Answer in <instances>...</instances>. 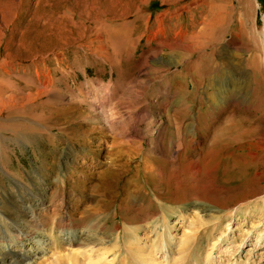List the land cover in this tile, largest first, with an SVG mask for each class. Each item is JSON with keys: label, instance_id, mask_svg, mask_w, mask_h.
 Here are the masks:
<instances>
[{"label": "rangeland", "instance_id": "1", "mask_svg": "<svg viewBox=\"0 0 264 264\" xmlns=\"http://www.w3.org/2000/svg\"><path fill=\"white\" fill-rule=\"evenodd\" d=\"M37 1L22 0L21 9L27 12L20 16H17L19 11L5 15L0 7V99L7 96H25L29 93V87L46 89L41 103L44 112L42 116L45 115L50 122L47 128H43L38 124L37 116L30 120V117L38 112H32L31 115H21L17 112L0 114V125L5 127L0 130V148H2L0 150V229L9 233L8 239L13 242H15V234L11 232V224H22L29 220L31 223L36 220L35 222L45 224L43 228L45 233L52 224L54 226L56 223H58L56 230L60 228L74 231L80 226L70 221L73 217L78 221L81 211L92 209L99 203L98 200L109 197L111 199L104 201L102 206V217L107 222V229L100 230L98 237L106 236L105 239L114 243L116 234L126 236L129 231L140 229L142 225L152 220H158L168 209L174 212V215L169 213L165 219V227L160 225L161 229L165 228L162 234L167 236L170 233V236L177 241L190 220V218L185 220V216L183 221L178 219V211H185V207L174 210L154 198H151L150 205L139 199L138 207L133 206L124 209L123 212L119 210L118 205L124 199V189L127 187L132 189L136 184L132 177L137 175V172L141 175L139 170L145 171V174L150 176L163 173V170H166V163L168 168L170 166L166 152L169 150L168 132L170 133L174 126L171 121L166 123V116L174 114L172 105L178 100L176 94L178 88L174 87L175 81H172L176 76L172 75L178 73L180 60L185 59L190 48L169 50L155 43L136 44L134 39L138 34L131 35L133 40L128 44L123 43L122 38L118 41H115V38L108 39L110 43L115 41L113 47L109 43L99 47V42L93 40V30L101 31L106 28L96 24L92 25L90 30L82 28L80 32L82 30L83 32L79 37L61 40V44L53 46L51 51L32 53L33 46L29 44L33 42H30V39L36 34V30L44 28L43 21L37 24L35 30L30 31L28 26L33 20L32 13ZM192 2H189L190 9L197 5ZM213 2L217 34L221 40L219 52L213 56V59H229L233 64H245L256 56L261 63V71L247 69V86L242 92L246 96V102L243 105L239 103L226 105V100H222L220 102L225 105L224 107L211 110L207 100L211 89L203 82L198 89L196 106L191 113L192 116L204 113L202 123L208 133L204 149L207 146L208 151L211 152L209 155L214 159L216 176L223 182L222 186H226L225 181L238 180L242 174L250 178L251 186L253 184L264 186V66H262L264 65L262 62L264 61L262 36L264 0H213ZM160 6V2H155L144 11V19L135 18L134 26L144 22L149 14L154 17L159 15L164 11ZM130 13L132 16L135 15L133 10ZM188 21L189 18L187 23ZM130 30L131 28H128L124 32ZM102 38L101 35L100 39ZM172 38L173 35H167L166 44L174 40H177L176 43L180 42ZM143 55L148 57L147 64L140 69ZM168 59L170 65L162 64ZM110 64H113L112 69ZM67 66L71 70L66 69ZM166 68L168 69L165 71ZM35 72H39V85L29 80L32 77L37 79ZM228 74L230 73L224 74L222 78L228 79ZM183 81L182 86H185V80ZM104 96L110 100L109 108H116L121 125L127 126V138H119L117 131H102V133L90 131L93 125L100 127V124L94 121L89 107L92 104L98 106V99ZM175 119L177 120V116ZM194 121L197 124V115ZM28 126L35 127V130H26L25 127ZM238 128L254 130L255 132L252 133L255 137L263 136L262 143H257L253 139L242 144L229 145L225 137ZM219 130H226L225 135H222L217 144L211 148L210 138ZM62 133L65 135L62 136ZM183 146L185 148V144ZM81 154L84 156H80ZM180 154L185 153L182 151ZM208 158L209 156L206 159ZM71 159L76 160L72 170L62 165L64 170H57L60 164L70 165ZM112 164L116 166L113 167ZM109 167L118 171L120 180L113 190L100 191V182L106 179V170ZM156 168L159 170L155 171ZM11 178L15 181H11ZM188 178L189 175H185L182 181H187ZM248 180H244L242 184L248 183ZM126 183H128L127 187ZM138 185L142 187L141 183ZM243 185L222 189L217 193L206 192V195L216 199L211 202V206L223 210L248 195L246 192L252 187ZM95 188L101 195L94 194ZM28 191H32L33 195L39 194L38 197L43 195V205L40 206L35 200L28 201L26 196ZM242 191L243 193L237 196ZM249 200L252 206H260L263 198L261 195H256ZM28 208H36V219L30 217ZM105 208L109 210L106 211ZM261 212L259 211V215ZM113 213L118 216L115 221L110 217ZM256 213L252 210L250 212L251 216ZM247 216V213L240 214L230 222L228 228L232 230L237 228V230L233 240L231 233L229 234V231L226 233L227 252H233L234 245L241 238L239 233L247 230L253 219H257ZM172 222L176 223L174 228H168ZM214 223L219 226L215 228ZM221 223L215 220L208 225L200 226L201 234L198 235L195 246H191L190 251L182 256L185 258L181 264H187L189 260L195 259L197 254L202 260L201 264L204 262L208 249L219 237L226 222L223 226ZM56 230L52 232L57 237ZM4 242L5 240L0 237V244ZM91 242L86 237L73 245H66L65 241L60 242L63 243L60 245L61 252L56 257L82 253L88 249L83 247ZM253 242L254 236L244 244L240 253L241 261L245 259V254ZM170 244L174 251L176 247L174 242ZM219 246H226V241L220 242L213 249V260L216 259L217 263L218 253L223 249L219 250ZM263 246L264 243L260 247ZM163 248L159 247L156 250L158 252L156 257L162 261L161 264H166L162 258ZM48 251H45L46 255L35 254L36 258L32 264H45L46 259L51 262L53 258L49 257ZM116 252L118 255L119 250ZM171 254L170 262L172 258L176 261L180 259V256ZM108 255H112L111 252ZM221 257L226 264V259ZM227 257L228 253L225 255V258Z\"/></svg>", "mask_w": 264, "mask_h": 264}, {"label": "bare ground", "instance_id": "2", "mask_svg": "<svg viewBox=\"0 0 264 264\" xmlns=\"http://www.w3.org/2000/svg\"><path fill=\"white\" fill-rule=\"evenodd\" d=\"M190 1L197 4L195 8H189ZM155 2H160V7L164 8V11L160 12L156 17L149 14L144 22L134 26L136 24L135 18L141 17L144 19V11ZM21 6L22 0H2L0 2V7L5 15H11L18 11L17 16L23 15L27 11L21 9ZM214 9L213 0L37 1V5L32 13L33 20L28 26L30 31L31 29L35 30L37 24L43 21L44 28L39 31L36 30V34L30 39V42H33L29 44L33 46L32 53L34 51L36 53L51 51L53 46L61 44V40H69L74 36L79 37L83 32V30L80 32L82 28L84 30L85 28L90 30L92 28L91 26L96 24H100L108 31H112L109 33L106 29L101 31L93 30V40L99 42V47L101 45H107L108 43L113 47V43L121 38L123 43L128 44L133 40L131 35L138 34L134 39L136 44H141L142 42L146 44L155 43L169 50L178 48L179 50H184L185 47L190 48L187 51L185 59L180 60L181 64L178 65L180 66L178 73L172 75L176 76L172 81H175L174 87L176 86L178 88V92L176 93L175 91L178 100L172 105L174 114H171L169 117L166 116V123L171 121L174 126L172 131L170 133L168 132L169 150H166V158L169 159L170 166L168 168L166 163V170H163V173L159 172L157 174H151L150 176H147L145 171L139 170L144 176L138 174L139 172H137L138 176L133 175L134 177L132 178H134L136 184L132 189H129L127 187L128 183H126L127 188L123 192L124 199L118 205L119 210L123 212L124 209H129L130 207H138L137 203L139 199L147 205H150L151 198H154L164 205L171 206L174 210L185 207V211H178V219L183 221V217L185 216V220L186 218H190V220L187 222L188 224L185 226V230L182 231V235L177 241H175L174 237L170 236V233H168L167 239V236L162 234L165 228L161 229L160 225L165 227L166 217H168L169 213H173L174 215V212L166 209V213L159 217L158 220L145 223L140 229L129 231L130 233H127L128 235L126 236L116 234V240H114V243H110L108 239H105L106 236L98 237L100 230L107 229V222L102 217L103 202L111 199L109 197L103 198L98 200L97 202L99 203L92 209L81 211L78 221L74 217L70 220L78 223L77 225L80 226H77V230L74 231L60 228L56 230L58 228V223H56L54 226L52 224L49 231L45 233L43 231L45 224L35 222L36 220L32 223L30 220L21 221L22 224H11V232L15 234V242H13L8 239L9 233L0 229V237L5 240L4 243L0 244V264H32L35 261V256L40 253L46 255V250H49V257L51 256L53 259L51 262H48V259H46L45 264L46 262L48 264H161L162 261L156 257L158 255L156 250L159 247L160 249L164 247V256L162 258L166 261V264H181V261L185 258L182 256L190 251L191 246H195L197 237L201 234L199 230L201 228L200 226L208 225L215 220L218 222L221 221V226L225 222L227 224H224L222 231L219 233V237L212 242L202 264H224L221 256L226 259V264H264V246L263 248L260 247L264 243V186H259L258 184L251 186L250 178L245 177L244 174L238 180L225 181L226 186H222L221 183L223 182L216 176L217 168L214 167V159L209 155L211 152L208 151L207 146L204 149V142L208 136L206 127L204 128L202 123L204 113L195 114L198 117L197 124L194 121L195 116H192L191 113L196 106V95L203 82L211 89L210 94H208L209 97L207 98L209 102L208 106L211 110L213 108L220 109V107H224L225 105H222V102H220L222 100H226V105H235L237 103L243 105L246 102V96L242 92L247 86V69L252 68L258 72L261 71V63L256 56L246 61L245 64H233L229 59H213V56L219 52L218 47L221 43L219 35L217 34V21L213 13ZM132 10L135 11V15L133 16L130 13ZM133 18L134 20H131ZM188 18L189 21L187 23ZM128 28H131V30L125 33L124 31L128 30ZM101 35L103 36L102 39H100ZM167 35H173L172 39H178L180 42L176 43L177 40H174L166 44L165 38ZM262 36L264 39V29ZM115 38L116 40L113 43H110L108 40ZM188 44L189 46H187ZM147 59L148 57L143 55L140 69L146 66ZM170 63L169 59L162 62V64L166 65H170ZM262 66L264 65L262 64ZM152 67L158 68L155 66ZM110 68H113V64H110ZM66 69H70V67L67 66ZM46 71L49 72V70ZM226 73L230 74H228V79L226 78L224 80L222 76ZM35 74H37V79L32 77L29 80L31 83L33 82L39 85V72H35ZM47 78L50 79V77ZM183 80H185V86H182ZM182 87L185 89L183 90ZM28 89L29 93L25 96H7L1 98L0 114L17 112L21 115H31L32 112H38V114L32 115L30 120H33L37 116L38 124L43 128H47L50 122L45 115L42 116L44 112L41 105L43 93L46 89L40 90L39 87H29ZM14 99L18 100L15 101ZM216 100L218 101L216 102ZM109 103L110 100L104 96L102 99H98V106L92 103V105L90 104L89 112L93 114L95 119L93 120L98 121L100 124V127L93 125L90 131H98L99 133H102V131H117L119 138H127V126L124 127L121 125L116 108H109ZM175 116H177V120ZM178 116H180L179 119ZM3 128L5 127L0 125V130ZM25 128L26 130H35V127L28 126ZM225 132L226 130H219L218 133H215L210 138L211 148L217 144L222 135H225ZM252 132L255 131H250L247 128H238L232 131L225 139L229 145L242 144L243 142H247V140L253 139L257 143H262L263 136L255 137ZM64 135L62 133V136ZM133 137L135 138V136ZM157 144H160V142H157ZM183 144H185V148ZM50 146L53 147V145ZM182 151L185 153L184 155L180 154ZM87 153L91 154L90 152ZM76 156L75 159H77ZM80 156H84V154ZM191 156L193 157L191 158ZM208 156L209 158L206 159ZM75 159H71L70 165L60 164L57 170H64L62 166L72 170V165H75ZM83 159H86V157H83ZM115 166L114 164L113 167ZM113 167H109L106 170V179L101 180L100 191L113 190L116 184H118L120 175ZM158 170L159 168L155 169V171ZM185 175H189V178L187 181H182ZM244 180H248V183L243 185ZM11 181H15V179L11 178ZM138 183H141L142 187ZM240 185H250L252 188L248 192L244 191L248 195L240 198L237 203L223 210L211 206V202L216 199L207 197L206 192L217 193L222 189H229ZM93 192L94 194L101 195L96 188ZM242 193L243 191L237 196ZM38 195H33L32 191H28L26 194L27 200L30 202L35 200L41 206L44 202L42 199L43 195L39 197ZM256 195H261L263 198L262 205L260 206H252V202L249 200ZM35 210L36 208L28 210L30 217L33 219L37 218L35 216ZM105 210L108 211L109 208H105ZM251 210L255 213L257 212L256 215L251 216ZM259 211H262L260 215ZM246 213L248 214V218L256 217L257 219H253L247 230L239 233L241 238L234 245L233 252H227L228 237L226 233L229 231V234L231 233L232 235L231 239L233 240L237 230V228L234 230L228 228L230 222L236 216L240 214L245 215ZM110 217L115 221L118 216L116 213H113ZM222 219L225 221L223 222ZM175 224V222H172L168 228H174ZM166 226L168 225L166 224ZM218 226V224H215V228ZM159 229L161 230L158 231ZM54 230H56L57 237L52 232ZM252 236H254L253 245L247 250L245 259L241 261L240 253L242 252L244 244ZM85 237L92 241L89 245L83 247H88L87 250L82 253L77 252L74 255L66 254L61 257H56L61 252L60 245L63 243L60 244V242L65 241L66 245H73L78 244ZM222 241H226V246H219V250L220 248L223 249L218 253L217 258L219 261L217 263L215 262L216 259L213 260V249ZM173 242L176 246L174 251L170 247V243ZM117 250H119L118 255ZM109 252L112 255L109 256ZM170 253H172L171 255L180 256L178 260L180 263L175 258L170 259L172 260L170 262ZM226 253H228L227 258H225ZM109 257L111 259H108ZM201 262L202 260L198 258L197 254L195 259L189 260L187 264H201Z\"/></svg>", "mask_w": 264, "mask_h": 264}]
</instances>
